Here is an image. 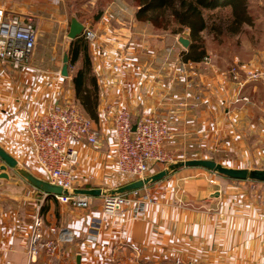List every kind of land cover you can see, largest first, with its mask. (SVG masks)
<instances>
[{"label": "crops", "instance_id": "1", "mask_svg": "<svg viewBox=\"0 0 264 264\" xmlns=\"http://www.w3.org/2000/svg\"><path fill=\"white\" fill-rule=\"evenodd\" d=\"M52 4L56 0H0L7 14L22 17L50 13L44 9ZM103 8L92 25L98 36L87 42L98 85V121L93 125L99 128V139L94 145L78 144L74 175L78 188L113 190L130 182L117 173L115 165L111 131L117 109H128L133 121L154 112H162V116L176 110L177 131L196 124L197 136L209 124L196 114L184 119L176 105L184 94L180 73L169 59L170 51H176L174 42L167 44L169 40L161 38L156 45L152 25L136 20L134 10L117 2ZM244 47L249 49L247 56L235 54L231 60L243 65V77L248 78V72L257 74L249 78L241 93L258 102L243 115L251 124L249 132L258 127L264 149V117L252 119L254 110L264 116V45ZM58 70L47 77L30 66L16 70L0 64V146L36 177L40 171L32 158L24 119L27 113L40 115L53 100L61 101L59 84H70V80ZM219 80L213 77L215 106L217 92H221ZM73 91L71 85V98ZM219 122L213 118V123ZM177 140L167 146L176 148ZM5 173L8 178H0V264H75L77 254L79 264H264V201L252 198L250 181L230 180L200 167H182L146 187L160 196L158 203L136 211L129 206L118 217L103 213L102 198L91 209L66 206L42 195L14 170L7 168ZM37 214L43 219V240L56 238L48 231L54 226L71 229L74 240L59 244L53 255L41 250L37 259L30 261L28 247Z\"/></svg>", "mask_w": 264, "mask_h": 264}, {"label": "rangeland", "instance_id": "2", "mask_svg": "<svg viewBox=\"0 0 264 264\" xmlns=\"http://www.w3.org/2000/svg\"><path fill=\"white\" fill-rule=\"evenodd\" d=\"M111 2H117L120 6H124V8L132 11L134 10V12L138 8V4L134 0H56V4L50 5L49 9H44L50 13H44L42 11L25 17L30 18L37 30L36 44L32 54L30 68L35 69L38 74L49 77L51 74L57 73L58 67L62 64L63 53H67V78H69L70 84L68 82L59 84L61 92L60 100L62 101L63 99V101L75 105L83 114L85 113L76 104L77 102H75V94H73V98L68 95L71 90V85L73 86V75L76 74L78 69L86 67V65L84 66V51L82 50L79 51L77 59L72 61L74 44H71V42L74 39L70 40L67 38L70 18L74 16L84 26H89L97 31L92 26L97 22V20L94 21V15L100 9L103 12V7L108 6ZM248 3L251 8L252 24L243 25L240 33L228 34L223 32L222 35H217V37L214 35L213 29L204 30L200 33L205 55L198 62L184 60V54L188 47L184 48L178 41L179 37H184L190 43L189 29L180 28L179 24L175 22L167 23L170 21L168 20L169 18H161L159 20L161 25L159 26L147 22L153 27L152 38L157 43L156 45H159V39L167 38L169 40L168 43L166 42L167 44L174 42L177 46L175 54L170 51L169 59L174 62V68L180 73L179 77L182 80L181 87L183 88L184 103L182 97L178 104L176 102V105L182 110V114L184 113V119H186L187 115L193 116V114H196L197 117H202L207 122V126L209 124V127L204 133L197 136V133L194 132L195 127H197L196 124L181 126V128L178 127L177 131L174 125L177 119L176 110L171 109V111L162 114V116V112H154L163 118L168 114L175 116V120L171 123V130L174 135L172 140L178 138L177 143H175L176 148L172 149L167 144L165 145L167 153L172 156V164L189 159H212L225 166L234 168L264 169V149L260 145L261 140H258L259 137L256 132L258 127L254 126L252 131L249 132L248 129L251 124L249 122V125L247 124L245 115H243L250 113L249 108L252 107L251 105L253 103L256 105L258 101L246 95L248 102H232V98L236 94L237 81L232 79L229 72L230 68L236 65L240 71L239 80L243 82L244 79H247L248 81L249 74L248 78L243 77V71L246 73L243 65L239 62L232 61L231 58L235 54L242 57L247 56L249 52L246 51H249V49L248 47H244V44L245 46L246 44H250V49L260 48L264 45V0H248ZM135 14L134 16L136 18ZM204 15L206 16V14ZM136 20L138 19L136 18ZM208 20L211 24L215 18L212 16ZM138 21L145 25V21ZM162 24L167 25L166 28H163L164 26ZM78 37H82L86 41L82 33ZM74 43L76 44V42ZM176 55H178L179 60ZM213 77L220 79L217 85L222 92H217V96L219 97V101L216 103L217 106L213 105ZM86 81L90 84L89 79H86ZM245 85L246 83L242 89ZM258 116L264 117L254 110L252 119L258 118ZM213 118H218L221 122L215 124L213 123ZM95 128L97 131L99 130L98 127ZM161 169H163L161 165H153L151 167V171L154 170L153 173ZM249 184L252 198L257 201L262 199L264 201V183L250 181ZM103 190L108 191L109 189ZM147 191L158 196L148 189ZM158 197L160 198V196ZM101 198L94 197L91 208L97 206ZM78 209L86 210L85 208ZM261 219L264 221V211L261 214Z\"/></svg>", "mask_w": 264, "mask_h": 264}, {"label": "built area", "instance_id": "3", "mask_svg": "<svg viewBox=\"0 0 264 264\" xmlns=\"http://www.w3.org/2000/svg\"><path fill=\"white\" fill-rule=\"evenodd\" d=\"M82 35L87 42H92L96 40L98 34L89 26H84ZM36 38L37 30L30 18L19 14H7L0 6V64H8L16 70L29 67ZM229 72L232 79L237 81L236 94L232 102H248V97L241 93L247 79L243 82L239 80L240 71L236 65H233ZM251 73L248 72L249 78L257 77L256 73ZM174 120L175 116L172 114L163 118L151 113L133 121L128 109L123 107L117 109L113 114L111 131L117 173L132 182L143 180L149 175L153 165H161L163 168L171 165L172 156L167 153L165 145L174 137L171 130V123ZM24 131L33 161L40 171L38 177L62 188H78L74 175L79 153L78 144L86 142L94 145L99 139V132L92 120L75 105L67 101L53 100L38 116L27 113L24 119ZM144 189L145 192L135 189L103 195L101 200L103 213L107 216L122 217L129 206L135 207L136 211L147 204H156L160 198L148 192L146 187ZM52 198L74 208L91 209L94 197L53 195ZM48 231L55 234L56 238L43 240V219L37 214L33 218L28 247L30 261H35L41 250L53 255L59 244L74 240L71 229L54 226L49 227Z\"/></svg>", "mask_w": 264, "mask_h": 264}, {"label": "trees", "instance_id": "4", "mask_svg": "<svg viewBox=\"0 0 264 264\" xmlns=\"http://www.w3.org/2000/svg\"><path fill=\"white\" fill-rule=\"evenodd\" d=\"M89 1V0H88ZM138 4L136 18L140 21L161 25V18H169L167 23L175 22L180 28L189 29L190 43L184 54V60L201 61L205 55L200 33L212 30L214 35L238 34L243 25H251V8L248 0H134ZM224 12H226L224 14ZM101 9L94 15V21L101 16ZM206 14V16L204 15ZM215 18L209 23V18ZM226 16V18H225ZM206 17V18H205ZM163 25V24H162ZM166 28L167 25H163ZM176 32V31H174ZM73 42V43H72ZM74 44L73 59L76 60L79 51H84V66L73 75L75 102L79 108L96 124L98 121L97 102L98 85L92 74L91 63L87 52V42L78 37ZM76 42V44L74 43ZM71 59V58H70ZM86 79L90 80V84Z\"/></svg>", "mask_w": 264, "mask_h": 264}, {"label": "water", "instance_id": "5", "mask_svg": "<svg viewBox=\"0 0 264 264\" xmlns=\"http://www.w3.org/2000/svg\"><path fill=\"white\" fill-rule=\"evenodd\" d=\"M84 29V25L77 20L76 17L72 16L70 18L69 29L67 32V38L70 40L76 39L81 35ZM179 43L187 48L189 46V40L184 37H179ZM60 74L63 77L68 76V54L63 53L62 56V66L60 69ZM135 127H133V130ZM0 178H8L5 170L10 168L14 170L18 175L25 179L29 184L43 192L47 197L53 195H85L92 197H102L103 195L109 193H124L129 192L135 189H142L148 186L155 184L156 182L164 179L169 174L177 171L182 167H200L206 170H209L213 173L222 175L228 179L240 180V181H256L264 183V169H248V168H234L225 166L219 162H216L212 159H189L180 161L174 164L169 165L166 168H163L155 173L147 175L143 180L132 181L127 184H124L116 189L104 191L101 188H62L57 185L50 184L45 180L36 177L25 168L21 167L18 160L10 155L0 146ZM80 263V255H76L75 264Z\"/></svg>", "mask_w": 264, "mask_h": 264}]
</instances>
